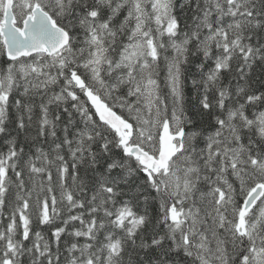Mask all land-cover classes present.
Here are the masks:
<instances>
[{"label": "snow or ice", "instance_id": "1", "mask_svg": "<svg viewBox=\"0 0 264 264\" xmlns=\"http://www.w3.org/2000/svg\"><path fill=\"white\" fill-rule=\"evenodd\" d=\"M0 264H264V0H0Z\"/></svg>", "mask_w": 264, "mask_h": 264}]
</instances>
